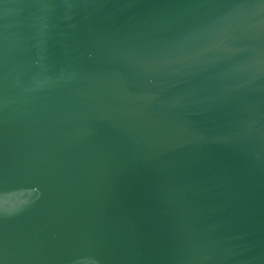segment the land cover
I'll use <instances>...</instances> for the list:
<instances>
[{
    "label": "water",
    "instance_id": "water-1",
    "mask_svg": "<svg viewBox=\"0 0 264 264\" xmlns=\"http://www.w3.org/2000/svg\"><path fill=\"white\" fill-rule=\"evenodd\" d=\"M0 264H264V0H0Z\"/></svg>",
    "mask_w": 264,
    "mask_h": 264
}]
</instances>
